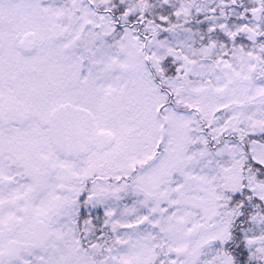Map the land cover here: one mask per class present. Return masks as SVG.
Listing matches in <instances>:
<instances>
[{
    "label": "snow or ice",
    "instance_id": "6c2138e0",
    "mask_svg": "<svg viewBox=\"0 0 264 264\" xmlns=\"http://www.w3.org/2000/svg\"><path fill=\"white\" fill-rule=\"evenodd\" d=\"M0 264H264V0H0Z\"/></svg>",
    "mask_w": 264,
    "mask_h": 264
}]
</instances>
